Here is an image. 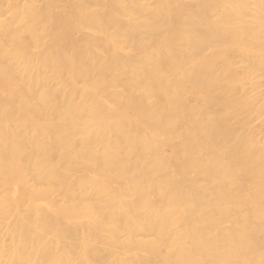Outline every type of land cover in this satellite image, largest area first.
<instances>
[{
  "label": "bare ground",
  "instance_id": "bare-ground-1",
  "mask_svg": "<svg viewBox=\"0 0 264 264\" xmlns=\"http://www.w3.org/2000/svg\"><path fill=\"white\" fill-rule=\"evenodd\" d=\"M0 264H264V0H0Z\"/></svg>",
  "mask_w": 264,
  "mask_h": 264
}]
</instances>
